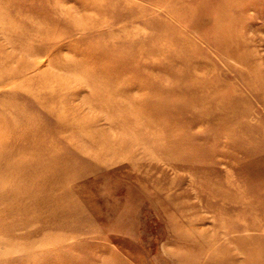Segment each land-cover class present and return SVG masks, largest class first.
Masks as SVG:
<instances>
[{
	"label": "rangeland",
	"instance_id": "rangeland-1",
	"mask_svg": "<svg viewBox=\"0 0 264 264\" xmlns=\"http://www.w3.org/2000/svg\"><path fill=\"white\" fill-rule=\"evenodd\" d=\"M1 23L0 264H264V0Z\"/></svg>",
	"mask_w": 264,
	"mask_h": 264
},
{
	"label": "bare ground",
	"instance_id": "bare-ground-1",
	"mask_svg": "<svg viewBox=\"0 0 264 264\" xmlns=\"http://www.w3.org/2000/svg\"><path fill=\"white\" fill-rule=\"evenodd\" d=\"M4 6V5H3ZM0 25H2V23L0 24ZM40 32H42V29H40V28H36L34 31H33V36H36V35H38ZM39 39V38H38ZM75 64H76V62H75ZM79 67V66H78ZM82 67V66H81ZM84 68V67H83ZM89 77H91V76H89ZM92 78V77H91ZM9 82V81H8ZM68 123V122H67ZM32 170H34L36 173H37V170L35 169V168H32ZM200 202V201H199ZM257 214V213H256ZM31 224V223H30ZM248 247V246H247ZM249 248V247H248Z\"/></svg>",
	"mask_w": 264,
	"mask_h": 264
}]
</instances>
